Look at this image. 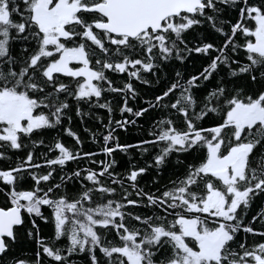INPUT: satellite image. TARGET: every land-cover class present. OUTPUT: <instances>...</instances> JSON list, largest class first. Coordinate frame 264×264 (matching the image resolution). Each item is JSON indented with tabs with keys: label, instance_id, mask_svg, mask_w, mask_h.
Segmentation results:
<instances>
[{
	"label": "snow or ice",
	"instance_id": "snow-or-ice-1",
	"mask_svg": "<svg viewBox=\"0 0 264 264\" xmlns=\"http://www.w3.org/2000/svg\"><path fill=\"white\" fill-rule=\"evenodd\" d=\"M0 160V264H264V0H0Z\"/></svg>",
	"mask_w": 264,
	"mask_h": 264
},
{
	"label": "trees",
	"instance_id": "trees-1",
	"mask_svg": "<svg viewBox=\"0 0 264 264\" xmlns=\"http://www.w3.org/2000/svg\"><path fill=\"white\" fill-rule=\"evenodd\" d=\"M137 86L138 87H143L142 85H137ZM129 103L130 104H133V102H131V101ZM137 103H138V101H137ZM113 106H115V100L113 101ZM133 106L135 107V104H133ZM95 111L98 114L102 115L104 117L105 122H107V111L105 109H98L97 108V109H95ZM114 115H115L116 118H119V116H120V114H119L118 111L115 112ZM124 115L127 116L128 114L127 113H124ZM78 123H79L78 121H74V124L75 125H78ZM85 126L91 127L92 131H96L99 128V125L98 124H95L94 121H91V120H86ZM77 130H78L81 138L82 139H85V144H84L85 149L86 150L93 151V152L97 151L98 150V145H94V144H92L90 141H88L86 139V137H87L88 134L85 133L82 128L77 127ZM117 133L119 134L120 141L122 143L123 142L133 143L140 136V133L137 131V128L135 126H130L129 127V130L127 132H120V130L117 129ZM66 143H72L71 142V138H66ZM49 155H52V154L50 153ZM96 158L97 159H103V155L100 154ZM117 159L120 161L121 165L124 166V165L127 164V161L129 159V157L126 156V155H123V154H118ZM133 159H139V154L137 153L133 157ZM7 163H11V164L14 165V163H15V157L13 156L12 160L11 161H8ZM0 166H6V162L4 160H0ZM68 167L69 168L73 167V164L71 162H69L68 163ZM117 170H119V169H117ZM150 175H151V173H148L146 175L145 179L150 178ZM141 182L143 183L144 181H141ZM253 207L255 209V205ZM251 214H254V211ZM42 234H44V235H50L51 233H50V230L49 229L44 228V229H42ZM250 239H259V238L258 237H251Z\"/></svg>",
	"mask_w": 264,
	"mask_h": 264
}]
</instances>
